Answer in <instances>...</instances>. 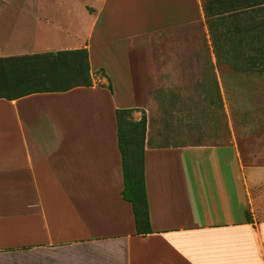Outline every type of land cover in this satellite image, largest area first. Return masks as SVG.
<instances>
[{"label": "crops", "instance_id": "1", "mask_svg": "<svg viewBox=\"0 0 264 264\" xmlns=\"http://www.w3.org/2000/svg\"><path fill=\"white\" fill-rule=\"evenodd\" d=\"M206 25L204 0H0V58L85 48L92 76L0 98V264H264V162L150 129L146 92L190 70L169 31ZM124 108L148 118L145 235L122 197Z\"/></svg>", "mask_w": 264, "mask_h": 264}, {"label": "trees", "instance_id": "2", "mask_svg": "<svg viewBox=\"0 0 264 264\" xmlns=\"http://www.w3.org/2000/svg\"><path fill=\"white\" fill-rule=\"evenodd\" d=\"M206 24L219 61L235 70L264 72V0H204ZM215 80V99L223 109ZM92 85L88 50L73 49L0 58V98L34 92L66 91ZM117 109L118 145L122 156V197L131 202L139 234L152 232L144 176L147 131L145 114Z\"/></svg>", "mask_w": 264, "mask_h": 264}, {"label": "rangeland", "instance_id": "3", "mask_svg": "<svg viewBox=\"0 0 264 264\" xmlns=\"http://www.w3.org/2000/svg\"><path fill=\"white\" fill-rule=\"evenodd\" d=\"M169 32L180 33L183 40L172 50L189 57L183 68L190 70L168 84V91L154 86L146 92L156 100L148 111L151 131L161 134L158 143L233 145L243 163L260 165L264 162L260 124L264 121V72L235 70L219 61L207 25ZM214 79L223 109L215 99Z\"/></svg>", "mask_w": 264, "mask_h": 264}]
</instances>
